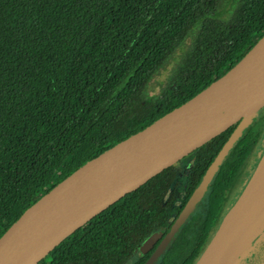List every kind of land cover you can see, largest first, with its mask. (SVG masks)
Wrapping results in <instances>:
<instances>
[{
	"label": "trees",
	"instance_id": "1",
	"mask_svg": "<svg viewBox=\"0 0 264 264\" xmlns=\"http://www.w3.org/2000/svg\"><path fill=\"white\" fill-rule=\"evenodd\" d=\"M227 1L0 0V236L79 166L193 97L251 49L264 34V0ZM181 41L187 50L179 64L145 98ZM255 118L211 186L216 199L240 187L224 215L258 162L246 170L254 148L264 149V118ZM234 127L194 151L197 180ZM170 179L168 167L37 264H122L156 228L168 227ZM201 253L170 254L164 264H195Z\"/></svg>",
	"mask_w": 264,
	"mask_h": 264
},
{
	"label": "water",
	"instance_id": "2",
	"mask_svg": "<svg viewBox=\"0 0 264 264\" xmlns=\"http://www.w3.org/2000/svg\"><path fill=\"white\" fill-rule=\"evenodd\" d=\"M264 107V34L230 69L140 131L88 160L58 182L0 236V264H37L66 237L234 124L158 257L233 143ZM264 149L241 193L195 264H239L264 239ZM139 249L123 264H134Z\"/></svg>",
	"mask_w": 264,
	"mask_h": 264
},
{
	"label": "flooded vegetation",
	"instance_id": "3",
	"mask_svg": "<svg viewBox=\"0 0 264 264\" xmlns=\"http://www.w3.org/2000/svg\"><path fill=\"white\" fill-rule=\"evenodd\" d=\"M254 117H256L258 120L261 119L263 121L264 107L261 108L255 114ZM234 125H235L234 129H235L237 124H234ZM247 127L248 126H246L242 130L241 135L237 139H239L243 135ZM262 140H264V136ZM263 143L264 141H260L259 145H262ZM229 150L227 151L226 155L228 154ZM194 151H192L187 156L183 157L178 162H176L175 164L169 167L171 169V179L169 181V187L167 188L164 194V200H166L167 204H169V208H168L169 216L167 219L168 227L156 228L154 233H152L149 237H147L141 242V244L129 256L131 257L136 251H138L139 249L141 250L139 252L138 259L134 264H137L140 261V259L147 254H148L147 259L142 264H146L149 261V259L152 257V255L161 245L163 240H165V238L171 233L172 228L174 227L175 222L177 221L179 215L181 214L184 207L186 206V204L192 197L195 190L201 184L211 164L207 167L205 172L201 175L200 179L197 180L198 174L197 172L195 173L193 170V167L197 166L196 164L197 153H194ZM261 153H262V150L258 149V146L256 145L249 159V162H250L249 165L250 164L251 165L250 166L248 165V168H246V170L247 169H249V171L252 170L251 169L252 165H254L257 157L259 160V154ZM216 156L214 157V159L216 158ZM216 173H217V170L214 172L213 176L208 181L205 189L203 190L201 195L196 200L193 208L189 211L185 219L174 230L172 236L165 243L158 257L152 262V264L167 263L166 259L169 257L170 254L171 255L174 254L179 257H184L186 254H189V256H192L197 250H202L203 252L208 242L212 238L213 234L215 233L216 229L218 228L224 216L225 209L227 208L228 204L232 201V199L236 197L238 188H240L239 186H236L235 188L231 189L229 196L227 198L225 197L224 192H222L223 194H221V197L216 199L215 197H213L210 191L211 186L213 185V180L215 178ZM195 182L197 183L195 184ZM241 191H242V188L239 192L241 193ZM219 218L221 220H219ZM218 220L219 222L216 225V221ZM203 242L205 243V247L203 249H200L202 247ZM258 253L261 255H264V243L260 244ZM260 264H264V262Z\"/></svg>",
	"mask_w": 264,
	"mask_h": 264
},
{
	"label": "clouds",
	"instance_id": "4",
	"mask_svg": "<svg viewBox=\"0 0 264 264\" xmlns=\"http://www.w3.org/2000/svg\"><path fill=\"white\" fill-rule=\"evenodd\" d=\"M186 41H181L177 48L173 50L172 55L169 57L168 61L158 69V73L153 76V79L157 81L160 87H163L166 80L171 76L172 72L174 71L177 64H179L181 58L183 57L184 53L186 52ZM155 93H147L145 98H151L152 95ZM255 131V129L253 130Z\"/></svg>",
	"mask_w": 264,
	"mask_h": 264
},
{
	"label": "rangeland",
	"instance_id": "5",
	"mask_svg": "<svg viewBox=\"0 0 264 264\" xmlns=\"http://www.w3.org/2000/svg\"><path fill=\"white\" fill-rule=\"evenodd\" d=\"M229 1V0H228ZM227 1V2H228ZM227 2L225 5H227ZM224 6V3L222 4ZM150 93L157 94L159 92V85L156 80H152L150 87H149ZM153 96V95H152ZM261 243H264V239L261 240L258 244H256L248 253H246L245 257L240 261L239 264H260L264 262V255H261L258 253L259 246Z\"/></svg>",
	"mask_w": 264,
	"mask_h": 264
},
{
	"label": "bare ground",
	"instance_id": "6",
	"mask_svg": "<svg viewBox=\"0 0 264 264\" xmlns=\"http://www.w3.org/2000/svg\"><path fill=\"white\" fill-rule=\"evenodd\" d=\"M262 167H264V158H263V163H262Z\"/></svg>",
	"mask_w": 264,
	"mask_h": 264
}]
</instances>
